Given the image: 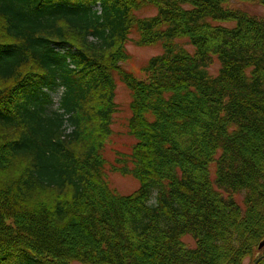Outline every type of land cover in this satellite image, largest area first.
<instances>
[{"label": "trees", "instance_id": "16d2710c", "mask_svg": "<svg viewBox=\"0 0 264 264\" xmlns=\"http://www.w3.org/2000/svg\"><path fill=\"white\" fill-rule=\"evenodd\" d=\"M150 1L158 14L138 18ZM150 1L0 0V264L257 261L264 16L232 0ZM135 30L137 46L164 50L144 79L121 67ZM116 77L136 144L111 171L140 183L130 196L111 188L104 157Z\"/></svg>", "mask_w": 264, "mask_h": 264}, {"label": "rangeland", "instance_id": "374dc122", "mask_svg": "<svg viewBox=\"0 0 264 264\" xmlns=\"http://www.w3.org/2000/svg\"><path fill=\"white\" fill-rule=\"evenodd\" d=\"M150 1V0H149ZM231 10H241L247 12L250 15L263 17L264 7L257 4L243 3L239 0H232L229 4ZM158 14V9L155 3H148L147 6L136 12L135 15L138 18H152ZM233 25L228 24L227 26ZM139 40V34L135 30L130 36V41L127 44V52L130 59L127 62L121 64L122 69L135 75L138 79H144L145 74L143 69L148 62L164 53L162 44L152 47H139L136 42ZM185 47L191 50L190 46L185 42H181ZM220 70V64L215 61L210 68V73L213 76H217ZM117 94L116 103L118 105V113L114 116L112 125V136L106 141L104 157L108 162L107 165V180L111 188L117 191L123 196H130L138 191L140 183L133 177H124L120 174L113 173L111 167L115 165L116 160L120 155H130L133 147L136 144L135 139L129 134L128 124L132 116L130 105L132 102V94L127 86L120 81L119 77H116ZM10 223V222H8ZM185 242L190 247H195V243L192 239L187 238ZM264 242V241H263ZM261 253L257 256V260L264 257V248L260 250ZM80 264V263H73ZM247 264H250L247 262Z\"/></svg>", "mask_w": 264, "mask_h": 264}, {"label": "built area", "instance_id": "2783aa9c", "mask_svg": "<svg viewBox=\"0 0 264 264\" xmlns=\"http://www.w3.org/2000/svg\"><path fill=\"white\" fill-rule=\"evenodd\" d=\"M64 94V88H60L55 96V108L59 107V101L61 100Z\"/></svg>", "mask_w": 264, "mask_h": 264}, {"label": "water", "instance_id": "95a60500", "mask_svg": "<svg viewBox=\"0 0 264 264\" xmlns=\"http://www.w3.org/2000/svg\"><path fill=\"white\" fill-rule=\"evenodd\" d=\"M263 248H264V242H262V244L260 245L259 250H262ZM262 261H264V257L257 260L255 264H260Z\"/></svg>", "mask_w": 264, "mask_h": 264}]
</instances>
